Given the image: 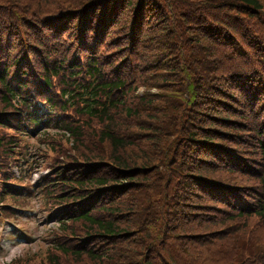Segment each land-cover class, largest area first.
<instances>
[{
    "label": "trees",
    "instance_id": "obj_1",
    "mask_svg": "<svg viewBox=\"0 0 264 264\" xmlns=\"http://www.w3.org/2000/svg\"><path fill=\"white\" fill-rule=\"evenodd\" d=\"M45 165L10 264H264V0H0V179Z\"/></svg>",
    "mask_w": 264,
    "mask_h": 264
},
{
    "label": "rangeland",
    "instance_id": "obj_2",
    "mask_svg": "<svg viewBox=\"0 0 264 264\" xmlns=\"http://www.w3.org/2000/svg\"><path fill=\"white\" fill-rule=\"evenodd\" d=\"M33 141L37 140L32 139L31 144H33ZM32 146H34V148L32 147V151L35 153L37 146ZM47 168V165H45L43 166L42 170L47 171ZM22 184H24L25 186H30L32 184L31 176L24 178ZM18 191L24 190L20 189ZM28 191H30V189H28ZM13 200H15L16 203L24 209L33 208L35 210V213L31 216H29L28 212L25 211L13 216L8 211H6L5 213L2 212L0 214V264H10L13 259L17 258L24 251H28L31 249L36 251L39 248V245L42 243V237L48 234L50 232V230L48 229L52 227L51 225L49 227L43 226V221L41 218L45 216V212L47 210L43 212V215L41 214L42 207L40 205V202L42 199H40L38 196L32 195L30 197H20L19 199L15 198ZM8 222L16 223L17 225L25 228L28 227L30 235L34 238V241L31 244L30 242H15V240L9 236V228H3L4 226H8ZM250 263L256 264V262L253 263L252 261Z\"/></svg>",
    "mask_w": 264,
    "mask_h": 264
}]
</instances>
